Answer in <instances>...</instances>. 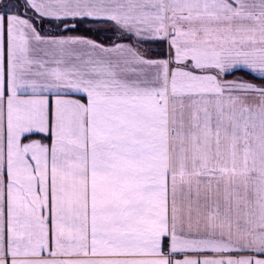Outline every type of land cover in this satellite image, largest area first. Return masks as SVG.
Wrapping results in <instances>:
<instances>
[{"label": "snow or ice", "instance_id": "6c2138e0", "mask_svg": "<svg viewBox=\"0 0 264 264\" xmlns=\"http://www.w3.org/2000/svg\"><path fill=\"white\" fill-rule=\"evenodd\" d=\"M0 264H264V0H0Z\"/></svg>", "mask_w": 264, "mask_h": 264}]
</instances>
